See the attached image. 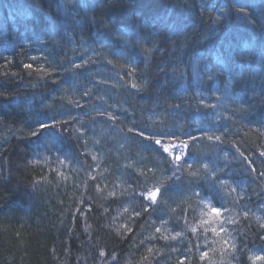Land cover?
Segmentation results:
<instances>
[{
    "label": "trees",
    "instance_id": "1",
    "mask_svg": "<svg viewBox=\"0 0 264 264\" xmlns=\"http://www.w3.org/2000/svg\"><path fill=\"white\" fill-rule=\"evenodd\" d=\"M256 253L264 0H0V264Z\"/></svg>",
    "mask_w": 264,
    "mask_h": 264
},
{
    "label": "rangeland",
    "instance_id": "2",
    "mask_svg": "<svg viewBox=\"0 0 264 264\" xmlns=\"http://www.w3.org/2000/svg\"><path fill=\"white\" fill-rule=\"evenodd\" d=\"M157 146L159 148H161L162 150L164 148H168L169 149V151L165 152V153L168 155V157H169V159L171 161L172 171H174L175 174H178L179 167H177V164H179L183 159H185L187 151H188V148H189V143L188 142H185V143H182V142L181 143H178V142H170V143L161 142V144L157 145ZM177 155L182 157V160L180 162H177L174 159V157L177 156ZM221 244H223V243H221ZM257 256H263V255L261 253H256L254 255V257H257Z\"/></svg>",
    "mask_w": 264,
    "mask_h": 264
},
{
    "label": "snow or ice",
    "instance_id": "3",
    "mask_svg": "<svg viewBox=\"0 0 264 264\" xmlns=\"http://www.w3.org/2000/svg\"><path fill=\"white\" fill-rule=\"evenodd\" d=\"M24 67L26 69H31L33 66L31 64H26V65H24ZM133 87H136V85H133ZM39 127H40V129H43V128L47 127V125L44 124V123H41L39 125ZM33 135H37V133L34 132ZM141 135H142V133H141ZM209 139H212V137H209ZM215 139L216 140H219L220 137L217 136V137H215ZM155 144L160 145L161 144V141L160 140H155ZM163 151L164 152H168L169 149L168 148H164ZM174 159H175V161L180 162L182 160V157L179 156V155H177V156L174 157ZM180 166H181L180 164H177V167H180ZM188 166H189V168H191V165H188ZM205 168H207V165H205ZM192 175H196V174L195 173H192ZM158 194H159V189H156L153 192H149L147 198L150 199V200H152V201H156ZM212 213L215 214L216 216H219L221 214V209L213 207L212 208ZM157 231H159V229H157ZM221 231H223V229H221ZM225 243H227V241H225ZM102 255H103V253H102ZM255 259H257V260H264V256H257Z\"/></svg>",
    "mask_w": 264,
    "mask_h": 264
}]
</instances>
